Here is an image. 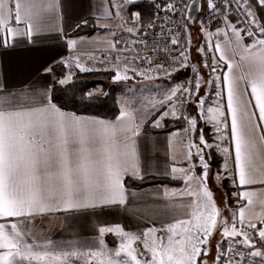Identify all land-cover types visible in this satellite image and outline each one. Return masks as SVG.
I'll list each match as a JSON object with an SVG mask.
<instances>
[{"label": "snow or ice", "instance_id": "obj_1", "mask_svg": "<svg viewBox=\"0 0 264 264\" xmlns=\"http://www.w3.org/2000/svg\"><path fill=\"white\" fill-rule=\"evenodd\" d=\"M207 7L213 11L217 8H230L232 0H204ZM139 0H126L129 7L138 5ZM253 4L264 8V0H244V6L251 9ZM194 6V5H193ZM237 6H240L239 4ZM169 9H174L173 4H168ZM56 4L52 0H15L10 6L9 0H0V48L15 47V38L26 37L29 43H35L34 33L42 30V19L46 13L54 12ZM119 12L116 13L119 16ZM247 15L252 17L250 24L259 27L260 38L253 40L250 44H244L241 37V30L235 25L232 27L236 41H229L235 59L226 60L220 44L215 45V51L221 53L218 57L220 61L226 63V72H222L216 77L222 80L227 89V109L230 112L229 137L234 143V167L235 174L233 182L240 186L252 185L257 182L264 185V25H257L255 15L250 10ZM134 20L141 19V13L131 12ZM190 18V17H189ZM14 23L25 25L23 32L9 24ZM87 23V21H84ZM152 26L151 24L149 25ZM129 32L133 29L129 28ZM248 36H255L256 33L244 29ZM175 45L177 40L173 39ZM74 45L75 41H69ZM199 51H203L200 49ZM180 59L175 63L185 66L188 57L182 52ZM217 59V57H213ZM79 66V65H77ZM207 67L208 65L205 64ZM163 68L164 65H157ZM195 65L193 70L195 71ZM212 71H219L218 65H212ZM179 70V69H176ZM50 72L51 69H45ZM127 72V67L124 69ZM135 71V70H133ZM143 75V73H137ZM146 79L151 77L145 76ZM129 79L127 75H122L116 71L114 81ZM59 83L64 84L62 79ZM201 80L196 78L195 89L198 91ZM251 89V96L255 99V109H258V117L255 111H249L251 100L248 87ZM179 89H173L171 96H174ZM3 91L0 86V92ZM191 95V90H182ZM47 95V93H45ZM102 95V91H89L85 94L91 100ZM7 101V102H5ZM204 103L203 98L199 100V106ZM23 109V110H21ZM170 113L164 111L153 122L154 126H160V121ZM175 115V112H171ZM224 116V112H220ZM130 114L122 112L118 121L86 120L74 114L62 111L51 98H47V103L41 107L24 108L20 103V98L0 96V249H7L0 260L4 264H11V257H20L18 264L27 261H44L46 258L61 260L63 258L71 264V258H84L87 264H91V259L103 255L102 251H71L57 252L55 254L48 251H35L33 246L24 242L23 234L18 230L17 222H11L12 218L30 217L37 212L43 213L52 209L88 211L96 209H111L123 206L126 203L125 186L123 178L129 173L133 178H142L139 168V153L136 143L138 136V126L125 124L124 118ZM190 124L191 131L195 128L197 118H186ZM221 121L217 120V125ZM219 131V128L217 127ZM200 144L204 147H211L205 139L203 132L200 135ZM196 148L197 154L203 152L199 145L191 144ZM229 152V149H224ZM189 157L192 153L189 151ZM200 162L203 165V174L198 177L200 185L203 187V197L205 201L202 206L208 208L212 201V193L206 187L209 164L205 162L203 155H200ZM261 167V179L257 181L252 170ZM173 172L177 169L173 168ZM191 180V177L187 178ZM217 179H220L218 176ZM195 195V193H189ZM245 196L248 193H244ZM251 204V200H248ZM218 212L212 205L211 212L204 217L194 214L195 228L199 229L202 235H193L192 229L187 227L192 221L178 220L167 225V243L165 237H155L151 246L147 237L150 233L156 232L155 228L147 229L144 233V247L151 253V260L145 259L143 264H205L199 258L207 255L201 246L207 245L212 230L216 227V217ZM240 228L237 229L235 219L232 230L224 229L222 235L241 236V243L250 247H255L253 236L258 234L261 247H264V226L249 221L244 224L243 208L239 211ZM203 220V222H201ZM187 236L178 234L177 229L181 228ZM10 228V232L6 229ZM251 229V233L247 230ZM99 233H115L119 236H128L120 225L101 226ZM180 236L177 239V236ZM197 243H193V240ZM103 241H101V244ZM200 245V246H198ZM219 248V245H217ZM121 252H126L133 264H141L137 258L135 249L129 244H121L115 251V257H120ZM254 257L264 256V252L257 250L249 253ZM220 256L216 257L219 261ZM105 264V261H100ZM106 264H113V259L109 258ZM116 264H128V261L121 258ZM226 264H244L243 254L236 255L233 259L227 260ZM264 264V261L261 262Z\"/></svg>", "mask_w": 264, "mask_h": 264}, {"label": "crops", "instance_id": "obj_2", "mask_svg": "<svg viewBox=\"0 0 264 264\" xmlns=\"http://www.w3.org/2000/svg\"><path fill=\"white\" fill-rule=\"evenodd\" d=\"M118 1L122 3L120 0H52L56 4L55 11L45 14L42 19V30L39 33H34L35 43H29L26 37L18 36L15 38V47L0 48V86L3 88L0 96L5 98L13 95L19 97L24 108L43 106L47 103V98H51L53 82L52 70L46 72L45 69H51L57 63L62 64L64 68V74L58 80V83L62 79L68 83L67 81L70 82L74 74L80 72L113 71L116 74V71L124 69L125 58L114 47L118 37L124 34L123 27L118 25L114 16V11L117 8L115 5ZM45 2L47 3L48 0H45ZM9 3L11 6L15 3V0H9ZM250 3H252V0H250ZM258 7L253 4L250 9L257 21H259L256 16ZM88 18L93 19L95 25L99 28L95 34L90 37L76 39L65 40L63 38L65 33ZM230 24L240 29L232 19H229L226 25ZM9 26L16 27L21 32L25 30L23 23L15 25L10 22ZM2 32L3 30L0 29V33ZM114 32H116V35L112 34ZM139 35V32L135 33L133 39ZM194 35L198 37L200 47L202 46L206 53L205 56L209 57L212 65H218L219 68L217 72L212 71L216 89L215 96L213 95L210 100V107L214 118L222 122L224 130L222 136L225 140L218 144L214 151L220 158L217 169L220 170V175H223L219 184L221 186V180L226 181V185L232 191V202L227 203V206L225 205L230 209V211L226 210L227 219L229 220L228 226L221 228L218 226L217 229L224 231L228 227L231 231L234 219L237 229H239V211L241 208L244 211L245 225L251 221L261 227L264 223V185L257 182L252 185L240 186L238 182H233V175L236 170L233 163L234 143L231 142L229 137L230 112L227 109V89L222 77L220 80L216 79L218 75L226 72L227 69L226 63L218 59L221 53L215 51V45H221L226 60H233L235 57L228 42L232 41L234 43L237 37L230 26H225V28L215 32L202 31L196 27ZM241 37L246 45L253 41L248 39L242 31ZM69 41H75V44L70 45ZM200 47L197 51L200 50ZM199 53L202 54L200 51ZM213 57H217V59L214 60ZM180 71L185 72L184 70ZM66 77H68V80ZM248 92L249 96L246 99L251 100L249 111H255L258 117V109L254 107L255 99L250 94V86ZM203 94V89H199L194 98L195 104L199 103ZM117 104L119 114L112 120L74 115L86 120L115 122L118 121L122 112L129 113L131 119L125 117L124 123L138 126L139 134L135 139L139 153V175L142 178H167L178 184L172 186L153 185L141 189H128L125 187V205L111 209L77 211L64 210L61 207L43 213L37 212L30 217L12 218L11 222H17L18 230L22 232L24 242L32 245L33 250L48 251L53 254L74 250L81 252L102 251L103 255L92 258L91 264H100V261H105L106 264L109 258H112L113 264H116V261L121 258L125 259L124 255L126 254L121 252L120 257H115V251L122 243L129 244L130 242V248L135 249L137 257L142 256L138 259L143 264L145 259L151 260V253L144 247V233L147 229H156L154 234L150 233L147 237L150 246L155 237L164 236L166 238L168 233L161 230L166 229L167 225L178 220L192 221L187 227L192 229L194 236L202 235L201 231L195 228L194 214H202L206 217L211 212L213 203L211 201L206 209L202 206L206 199L202 195L203 192L194 196L178 189V186L182 185L181 181L184 174L182 167L189 159L183 129H174L167 133L144 132V125L154 117L152 111L150 110L146 115H142L129 106L119 104L118 101ZM197 110L201 111L202 106L198 107ZM221 111L224 112V116L220 115ZM157 118L152 119L153 126V122ZM170 118V116L164 117L160 121V126L166 119ZM226 148L229 149V152L224 151ZM173 168H176L177 171L173 172ZM261 171L259 164L256 169L252 170L257 181L262 178ZM126 177H132V175L129 173L124 178ZM244 193H248V195L245 196ZM220 194L222 195V193ZM248 200H251V204L248 203ZM0 222L8 223L4 220H0ZM115 225H120L123 231L129 235L119 236L115 233L100 235L99 227ZM6 230L10 232V228ZM106 236L111 237L114 241L113 244L107 243ZM234 238L242 239L241 236H234ZM101 241H103L102 244ZM193 243H197V241L194 239ZM7 251V249H0V255ZM262 252H264V248ZM9 259L11 264H18L21 258L11 257ZM199 259L202 261V258ZM207 263H209L208 260ZM0 264H4V262L0 260ZM23 264H28V262L24 261ZM31 264H68V262L63 258L59 261L46 258L44 261H32ZM71 264H87V262L84 258L72 257Z\"/></svg>", "mask_w": 264, "mask_h": 264}, {"label": "built area", "instance_id": "obj_3", "mask_svg": "<svg viewBox=\"0 0 264 264\" xmlns=\"http://www.w3.org/2000/svg\"><path fill=\"white\" fill-rule=\"evenodd\" d=\"M192 0H141L142 3H151L152 14L149 23L145 30L135 39H121L114 43L117 51L123 54L125 60L131 63L136 69L140 71H152L157 68V65H164L163 68L184 70L185 75L177 80V92L175 96V109L176 118L183 123L182 129L185 138L189 145L194 142L195 129L185 131L190 128V124L186 118H190L189 107L195 104L194 98L197 94L195 89L196 78L201 80L200 86L204 85V94L202 96L204 103H208L216 89L214 76H209L204 82L199 70L191 65L192 59V37L189 24L186 21V8ZM219 4L220 0H216ZM250 3V0H248ZM168 4H173L174 9H169ZM240 6H237V5ZM250 9L244 6V0H232L230 8H217L213 11L207 7L204 0H201L200 12L197 15L202 31L215 32L225 28L227 21L232 19L235 24L240 28L242 33L250 40L260 38L259 27L252 25L249 21L252 17L247 15ZM251 11V10H250ZM257 25H260L257 21ZM152 25L151 27L149 25ZM244 29L255 32V36H248ZM178 41L173 44L172 40ZM184 53L188 60L185 66H181L174 61L179 60L180 54ZM202 55L205 56L203 50ZM205 64L208 66L206 67ZM204 68L207 74L212 73V69H208L210 64L204 61ZM191 90V95L183 92V89ZM200 88V87H199ZM198 104V103H197ZM192 150L194 147H191ZM264 226V223L263 225ZM240 228V227H239ZM251 233V229H247ZM243 239V238H242ZM242 239L234 237H223L219 243V248H216L214 262L212 264H226L227 260L233 259L236 255L242 253L244 264H261L264 261V256L254 257L249 253L257 250L262 251L261 241L258 234L253 236L255 247H250L241 243ZM205 247L203 250L205 251ZM220 256L219 261L216 257Z\"/></svg>", "mask_w": 264, "mask_h": 264}, {"label": "rangeland", "instance_id": "obj_4", "mask_svg": "<svg viewBox=\"0 0 264 264\" xmlns=\"http://www.w3.org/2000/svg\"><path fill=\"white\" fill-rule=\"evenodd\" d=\"M122 3L118 1L117 8L114 11V16L116 18V22L119 26L123 27L122 31L124 32L123 35H118L117 40L121 39H133L135 36V33L140 32V34L145 30V28L140 29V25L138 20H134L131 17V12H134L130 9V7L126 4V0H120ZM141 0H139L140 2ZM119 12V16L116 15V13ZM149 23V22H148ZM261 25V24H260ZM196 27L198 29H201L200 23L198 20V17L196 16L194 18V21L192 24H189V28L191 30V37H192V59H191V65L193 66L195 54L198 55L200 47V41L198 40V37L194 35V32L196 31ZM133 29L132 32H129L128 29ZM99 30V29H98ZM111 30V29H110ZM114 31V30H113ZM113 35H116V32L112 33ZM202 49V46L200 47ZM202 52V51H200ZM206 61V58H205ZM210 64L208 69H212V63L211 60H207ZM124 69L127 67V72L124 71V69L119 70L122 75H127L129 79L126 80H120V81H114L112 78V83L116 87L117 91V101L119 104H122L124 106H129L133 109H135L137 112L141 113L142 115H146L150 110L153 113V118H157L160 116L161 112L168 111L172 120L177 119L176 118V109H175V96H171V99H168V97L171 95V92L173 89H177V81H175L177 78L179 79L181 76H184L186 73L181 72L180 70L171 69V68H161L153 71H140L136 69L133 65H131L129 62L125 60L124 62ZM197 68V67H196ZM135 70V71H133ZM200 74L203 77L204 82L209 76H213V73L210 75L207 74L205 71H199ZM137 73H143V75L137 74ZM145 76L151 77V79H146ZM68 77H66L67 79ZM177 79V80H178ZM68 80V79H67ZM69 82V81H67ZM204 85L202 84L199 89H203L204 91ZM177 92V91H176ZM215 96V95H214ZM211 101H209L206 104L202 105V110L200 111V116L205 121L206 125L210 127V141H205L211 145V147H204V145L200 144V136L194 137V144L199 145L201 148H203L204 153L206 150L212 148L214 150L215 147H217L218 144H220L222 141H224V130L222 122L217 125V120L214 118V116L211 114L212 108L210 107ZM174 111L175 115H172L171 112ZM193 112V111H192ZM220 121V120H219ZM217 127L219 128V131L217 130ZM187 142V140H186ZM187 151H191L192 155L189 157V160L186 164H184L183 168V176L181 184L178 186L179 190L186 191L189 193H195V195H199L203 192V187L200 185L198 177H201L203 174V165L200 162V154L198 155L196 152V148L192 150L191 146L187 142ZM201 153V155H203ZM204 157V155H203ZM187 159V158H186ZM205 160V159H204ZM206 162V161H205ZM208 176L207 180L205 182L207 189L212 193V203L215 206L218 215L216 217V227L214 230H212V234L209 237V241L207 245L201 246L202 249L205 247V251L207 252V255H201L200 258H202V261L212 264L214 261V254L216 252L217 245H219L220 241L222 240L223 236V230L217 229L218 226L225 227L228 226L229 220L227 219V213L226 210L230 211V209L227 206L226 197L219 192L221 186H220V179L223 178V175H220V170L212 169L209 165L208 168ZM220 177V179H217V177ZM191 177V180H188L187 178ZM222 181V180H221ZM177 188V187H176ZM194 195V196H195ZM203 195V194H202ZM226 205V206H225ZM232 213V211H231ZM228 230L229 228L226 227ZM183 228H180L177 230L178 234H183L184 236H187V233L182 232ZM230 231V230H229ZM231 237V236H229ZM177 239L180 238L178 235L176 237ZM167 243V236L165 238ZM165 243V244H166ZM200 246V245H199ZM134 249V248H132ZM126 254V252H125ZM125 259L128 261V263H133L131 261V258L126 255H124ZM137 258H142V256H138Z\"/></svg>", "mask_w": 264, "mask_h": 264}, {"label": "trees", "instance_id": "obj_5", "mask_svg": "<svg viewBox=\"0 0 264 264\" xmlns=\"http://www.w3.org/2000/svg\"><path fill=\"white\" fill-rule=\"evenodd\" d=\"M134 12L138 11L141 13V19L138 20L140 29L145 28L151 19L152 5L151 3L139 2L138 5L130 7ZM257 19L261 25H264V8L258 7L256 10ZM87 21V23H84ZM83 22L75 25L70 31L63 35L65 40L76 39L80 37H90L98 31V27L95 25L93 19L88 18ZM141 31H139L140 33ZM210 60L209 57L202 54H195L193 57V64L199 71H205L204 61ZM53 82L51 88V100L61 110L76 115H85L91 117H97L105 120H112L119 114V108L116 101V87L112 83V78L115 73L113 71H85L76 73L73 75L70 82L60 85L58 80L64 74L63 65L57 63L52 66ZM89 91H102V95L94 97L89 100L85 94ZM200 107L198 104H191L189 107L192 117L197 118L194 137L200 136L201 132L207 141H210V127L206 125L201 116L200 111L197 108ZM153 119V117H152ZM152 119H150L143 127L144 132L153 133H167L174 129H182L183 123L178 119H166L160 127H154L152 125ZM205 161L210 165L212 169H217L219 166L220 158L215 151L210 148L204 153ZM201 155V154H200ZM218 170V169H217ZM124 186L128 189H141L153 185H176L175 181L167 178L158 177H145V178H124ZM220 192L226 197V202L231 201V189L226 185V181H221ZM108 244H113L110 236H106Z\"/></svg>", "mask_w": 264, "mask_h": 264}, {"label": "water", "instance_id": "obj_6", "mask_svg": "<svg viewBox=\"0 0 264 264\" xmlns=\"http://www.w3.org/2000/svg\"><path fill=\"white\" fill-rule=\"evenodd\" d=\"M200 7H201V0H192L188 4V6L186 8V21L188 23H191L193 21V19L199 14Z\"/></svg>", "mask_w": 264, "mask_h": 264}]
</instances>
